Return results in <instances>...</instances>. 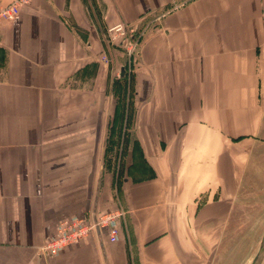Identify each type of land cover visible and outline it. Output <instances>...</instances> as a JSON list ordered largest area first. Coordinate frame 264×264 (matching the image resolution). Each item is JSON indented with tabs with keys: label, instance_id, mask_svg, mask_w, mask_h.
Returning a JSON list of instances; mask_svg holds the SVG:
<instances>
[{
	"label": "crops",
	"instance_id": "0c3cea01",
	"mask_svg": "<svg viewBox=\"0 0 264 264\" xmlns=\"http://www.w3.org/2000/svg\"><path fill=\"white\" fill-rule=\"evenodd\" d=\"M141 21L132 71L104 37ZM115 210L116 243L41 254ZM262 210L264 0H31L1 24L0 264H220Z\"/></svg>",
	"mask_w": 264,
	"mask_h": 264
},
{
	"label": "built area",
	"instance_id": "2783aa9c",
	"mask_svg": "<svg viewBox=\"0 0 264 264\" xmlns=\"http://www.w3.org/2000/svg\"><path fill=\"white\" fill-rule=\"evenodd\" d=\"M31 0H14L11 4L0 7V26L4 21L15 19L20 13L22 6L28 5ZM111 44L122 49L131 59L134 58L140 43V35L135 30H128L123 24H118L108 30L107 34ZM102 61L108 63L106 55ZM123 216L119 210L105 212L94 219H77L62 221L57 229L56 236L47 241L40 248L42 255L50 257L59 255L68 247L79 243L90 234L100 231L102 228L108 229V240L114 244L118 241L119 224L118 219Z\"/></svg>",
	"mask_w": 264,
	"mask_h": 264
},
{
	"label": "rangeland",
	"instance_id": "374dc122",
	"mask_svg": "<svg viewBox=\"0 0 264 264\" xmlns=\"http://www.w3.org/2000/svg\"><path fill=\"white\" fill-rule=\"evenodd\" d=\"M125 26L128 28V30H135L136 34L140 35L141 37L139 46L137 48V52L133 59L129 58L122 51V49L117 48L120 52L124 53L125 56L124 60L126 61L127 66L129 69L132 68L131 70L133 71L134 65L137 63L138 60L142 39L146 34V25H144L143 22L141 21L133 25H125ZM104 38L111 46L115 47V45L110 43L112 41L109 40L108 36ZM116 76L117 78H120L119 75ZM133 110H134L133 106H129L127 114L130 116L133 113ZM121 140L122 138L115 136L113 137L111 142L120 144ZM126 140H128V138H126ZM117 144H115V146H117ZM262 211L264 212V210ZM235 224H240V225L236 231L232 232L231 230L229 232L227 243L230 248H225L223 249V251L220 250L221 251L220 264H250V262L252 261V259L254 258L257 252L258 242L261 240L264 233V216H259V217L243 216L241 218L237 217ZM262 264H264V260Z\"/></svg>",
	"mask_w": 264,
	"mask_h": 264
},
{
	"label": "water",
	"instance_id": "95a60500",
	"mask_svg": "<svg viewBox=\"0 0 264 264\" xmlns=\"http://www.w3.org/2000/svg\"><path fill=\"white\" fill-rule=\"evenodd\" d=\"M97 232H99V231H97ZM263 260H264V233H263V236L261 238L257 252H256L254 258L252 259V261L250 262V264H262Z\"/></svg>",
	"mask_w": 264,
	"mask_h": 264
},
{
	"label": "trees",
	"instance_id": "16d2710c",
	"mask_svg": "<svg viewBox=\"0 0 264 264\" xmlns=\"http://www.w3.org/2000/svg\"><path fill=\"white\" fill-rule=\"evenodd\" d=\"M125 70H126V69H125ZM127 74H128V72H127V71H125V72H124V74H123V75H124V77H125Z\"/></svg>",
	"mask_w": 264,
	"mask_h": 264
}]
</instances>
